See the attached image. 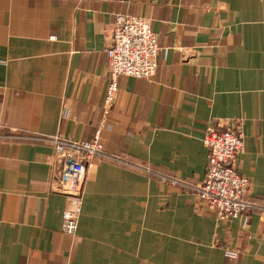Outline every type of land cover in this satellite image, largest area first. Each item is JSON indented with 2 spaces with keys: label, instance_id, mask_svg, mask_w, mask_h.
Returning <instances> with one entry per match:
<instances>
[{
  "label": "crops",
  "instance_id": "crops-1",
  "mask_svg": "<svg viewBox=\"0 0 264 264\" xmlns=\"http://www.w3.org/2000/svg\"><path fill=\"white\" fill-rule=\"evenodd\" d=\"M118 14L149 22L157 67L104 114ZM209 121L241 127L245 223L163 181L203 180ZM97 128L70 235L50 138ZM0 264H264V0H0Z\"/></svg>",
  "mask_w": 264,
  "mask_h": 264
},
{
  "label": "built area",
  "instance_id": "built-area-1",
  "mask_svg": "<svg viewBox=\"0 0 264 264\" xmlns=\"http://www.w3.org/2000/svg\"><path fill=\"white\" fill-rule=\"evenodd\" d=\"M109 61V81L103 99V113H109L118 91L117 77L120 75L150 78L157 67V37L147 20L118 14L114 23L109 44L105 47ZM58 173L54 190L68 199V206L62 214V229L74 234L80 212L83 184L87 167L95 158L106 157L97 128L91 139L85 142L51 137ZM208 149L207 169L203 180L191 185L181 179L166 176L163 181L182 187L193 186L199 204L220 220L243 217L252 203L248 200L250 180L240 175L236 169L237 157L243 151V134L235 121L221 124L209 121L203 136ZM114 160V157L109 155ZM119 162L129 165L116 157ZM145 173L153 170L145 165H136Z\"/></svg>",
  "mask_w": 264,
  "mask_h": 264
}]
</instances>
